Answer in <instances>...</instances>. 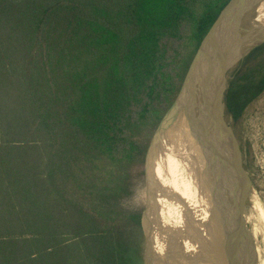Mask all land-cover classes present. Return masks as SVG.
<instances>
[{"label":"trees","instance_id":"trees-1","mask_svg":"<svg viewBox=\"0 0 264 264\" xmlns=\"http://www.w3.org/2000/svg\"><path fill=\"white\" fill-rule=\"evenodd\" d=\"M230 1L0 0V264H144L129 170ZM242 68L235 120L264 45Z\"/></svg>","mask_w":264,"mask_h":264},{"label":"bare ground","instance_id":"bare-ground-1","mask_svg":"<svg viewBox=\"0 0 264 264\" xmlns=\"http://www.w3.org/2000/svg\"><path fill=\"white\" fill-rule=\"evenodd\" d=\"M257 39V41L264 40V31L259 33ZM250 43L252 44V41ZM203 89V82L199 77L196 84V95L193 96V114H189L187 110L181 108L176 114V121L170 118L164 132L162 134L159 133L160 135L158 134L156 137L149 155V169L153 173L150 188L156 189V200L161 201L160 203L158 202L160 207L156 202L151 204L155 199L150 201L148 218H146L150 234V264H157L156 255L162 251L169 255L166 256L168 261L162 260L160 264H231L227 259V243H224L228 234H233L236 240L234 244L230 245V250L234 257L246 261L245 264H258L259 259L261 260V254L257 246H255L254 240L260 238L264 243V206L254 199L255 202L253 201L252 209L258 214L261 227L259 224H254L253 216L250 217L249 220L251 219L253 222V227L252 231L246 235L238 217L240 210H236L238 204H236V200L241 192L239 180L237 179L238 173L235 169L236 166L232 162L234 154L228 143H225L228 141L225 140L223 142L213 137L210 142L205 143L204 160L199 164L198 159L196 160L195 157L192 162L193 166L188 169L189 174L185 166L187 164L185 153L182 152V154L178 155L177 151H175L177 146H187L190 143L188 140H190V137L193 138V135L199 139L197 144L200 145L201 139L199 135L201 130L199 122L203 117V100L201 98ZM213 132H215L213 136H217L215 129ZM223 143L227 144L228 149ZM223 147L224 150L222 149ZM226 153L230 155L228 158ZM165 170L167 171L165 172L166 187L163 189L162 174ZM231 171H233V174L230 173ZM230 174L232 177L229 176ZM188 175L196 185V195L194 196H196L198 202L204 204V207L202 209L198 207L195 213L193 225L190 226L193 234L188 229V234L185 232L187 237L185 234L183 235L182 243L184 242L186 245L179 242L177 229L174 228L175 220L173 217H178V220L182 218L183 214L179 207V197L186 186H193L191 181L188 180V178L190 179ZM209 175H212L213 178L207 177ZM225 177L229 180L225 179ZM251 189L252 187L246 194V204L249 202ZM165 192L168 194L165 195ZM202 204L201 206H203ZM173 210H175V213H173ZM208 224H210V227L214 226L213 228L218 229L219 232H217L219 234L214 233L212 228L207 235ZM249 237L252 243L249 242ZM199 242L201 243L199 244ZM216 242L221 244V251H219L218 246H214ZM157 261L159 260L157 259ZM261 262L264 264L263 260Z\"/></svg>","mask_w":264,"mask_h":264},{"label":"rangeland","instance_id":"rangeland-1","mask_svg":"<svg viewBox=\"0 0 264 264\" xmlns=\"http://www.w3.org/2000/svg\"><path fill=\"white\" fill-rule=\"evenodd\" d=\"M260 22H262V23H260ZM249 25H250V29H248L249 31L246 33V35L249 38L248 42L252 41V44L250 45L252 47L253 45L257 44L256 41L258 40L257 36L259 35V33H262L264 31V1L260 6L257 7L256 11L251 16V20L249 22ZM259 41H258V43H260L259 45H264V41L263 42H259ZM243 62H244V60H242L239 64H237L227 74L229 86H230L231 81H233L235 79L238 72L243 70V68H242ZM257 63L258 62L253 63L251 65V67H254ZM244 71H245V69H244ZM180 90H181V88H180ZM227 92H228V90H227ZM227 92H226V95H227ZM179 93H180V91H179ZM179 93H178V95H179ZM178 95H177V97H178ZM226 95H225V97H226ZM177 97H176V99H177ZM204 107H205V105L203 102L202 103L203 117L199 122L200 123L199 127L201 130L200 135H199V138L201 139L200 145L197 144V141H199V139H197L196 136L193 135V138L190 137V140L192 142L190 140H188V142H190L189 143L190 145L188 144L187 146H184V147L183 146L182 147L177 146V149L175 150V151H177L178 155L182 154V152L185 153L184 154V155H186L185 160L187 161V164L185 166H186L187 170L193 166L192 162H193L195 157H196V160L198 159L199 164L202 163V161L204 160V155H205V145H206L205 143L210 142V139L213 137L217 138V136H218L217 134L219 133L218 129H216L212 125V122L207 120V112L205 111ZM225 120L227 122V125L233 131V134L235 136L236 143H237V146L239 149V153L241 156V165L243 166V169L246 172V174H247V176L251 182V185H252V189H251V192L249 194V197H250L249 202L246 204L245 211L243 212V216H242V220H243V223L245 225V231L250 232V231H252V227H253V224H252L253 222L251 221V219L249 220L250 217L253 216L252 218H254V220H255L254 224H257V225L259 224V226H260V222L258 220L259 219L258 214H256V212L252 209L253 201L255 202V200H256L264 206V92L246 108V110L244 111V113L240 119L235 120L233 118V116H231V115L228 116L226 114ZM211 125H212V127H211ZM157 128L154 131V133L151 137V140L149 142L148 154L146 156V159H144L143 161H140L138 164L131 167L129 170V180H128V187H127L128 192L125 196H123V199L121 200V203H120L121 208L124 209L125 211L131 212L134 214H140L142 217V228L143 229H142V240L141 241L143 244L142 249H143V255H144V264L146 262V256L148 255L147 243L148 244L150 243L148 221L146 219V218H148V215H147L148 210H149L148 208L150 205V201L152 199H155V201H152L151 204L156 202L159 207H160L159 203L161 202L160 200L159 201L156 200V198H157V196L155 195L157 193L156 189L152 188V187L150 188V184L152 183L151 181L153 180V173L149 169V164H150L149 163V155H150V152L152 149V144L154 141L155 134L157 132ZM214 129L216 131L217 136H213V134L215 133V132H213ZM221 136H222V134H221ZM226 141H229V139L228 140L226 139ZM174 155H175V153H174ZM165 172H167V171L165 170L164 173L162 174L163 175V177H162V179H163L162 188L163 189H165V187H166V180H165L166 179V173ZM230 173L233 174V171H231ZM188 174H189V170H188ZM229 176L232 177L231 174ZM207 177L213 178L212 175H209ZM225 179H228V178L225 177ZM188 180L191 181L193 186H191V187L186 186L184 191L182 192V194L179 197V207L181 208V212L183 214L182 218H181V220H178V217H173L175 220V224H174L175 227L174 228L177 229L178 239H179V242H181V244H186L184 242L182 243L183 235L184 234L186 235L185 232H187V234H188V229H189L190 232L192 233L190 226L193 225L192 222L194 221L195 213L197 212L198 207H201L200 209H202L204 207V204H202V202H198V200L196 199V196H194V195H196V189H195L196 185H195L193 179L190 177V179L188 178ZM163 189H162V191H163ZM252 191H253V194H252ZM165 193H166L165 195L168 194L167 192H165ZM252 195H253V197H252ZM192 200H194V201L196 200V201L194 202ZM193 202L197 203V204H194ZM201 204L203 206H201ZM174 211L175 210H173V213H175ZM185 214H186V216H185ZM220 225L223 227L222 224H220ZM213 227L214 226L210 227V224L207 225V235L209 234V231ZM186 228H187V230L185 231ZM214 229L215 228L212 229V231L214 233L219 232L218 229H215V231H214ZM204 234H205V232H204ZM186 237H187V235H186ZM174 239H176V238L174 237ZM200 243L201 242H199V244ZM208 243H210V242H208ZM254 243H255V246H257V248L260 251L261 260L264 261V243L262 242V240L260 238L254 240ZM214 246L215 247L218 246L219 247L218 249H220L219 251L222 250L221 244L219 242H216ZM168 255L169 254H166V252H164V251L160 252V254H157L156 259L159 260L158 264H160L162 262V260L168 261L167 257H166ZM181 257H183V256H181ZM261 260L259 259L258 264H263V262H261ZM225 264H227V263H225Z\"/></svg>","mask_w":264,"mask_h":264},{"label":"water","instance_id":"water-1","mask_svg":"<svg viewBox=\"0 0 264 264\" xmlns=\"http://www.w3.org/2000/svg\"><path fill=\"white\" fill-rule=\"evenodd\" d=\"M263 1L264 0H231L223 9L196 53L186 74L180 93L159 123L153 141L154 144L158 134L164 132L170 118L176 121V114L181 108L187 110L189 114H193V96L196 95L197 79L200 77L204 86L201 98L205 105L204 109L207 112V120L212 122V125L218 129L219 133L217 134V139L223 142L229 139V141L225 143H228V146L234 154L232 162L235 164L236 168H233H235L238 173L237 179L239 180L241 192L236 200V204L238 203L236 210H240L238 217L240 225L244 230L245 225L242 216L246 206V194L250 191L252 185L241 165V156L233 131L225 120V95L229 89L227 78L229 71L242 60H245L255 48L261 46L257 41V44L251 47L246 33L249 31L248 29H250L249 22L251 16ZM263 41L264 40H260L259 42ZM225 143L223 144L225 145ZM225 146L228 149L227 144ZM222 149L224 150V147ZM223 153L225 154V152ZM226 155L227 158L230 156L227 153ZM245 232L246 235L249 234L248 231ZM235 241L233 234H228L224 240V243H227V259L231 264H245L246 261L242 259L241 261L237 257L235 258L234 254L231 253L230 245L234 244ZM249 242L252 243L250 237ZM149 244L147 243L148 255L146 256L145 264H150L151 262ZM156 263H159L157 259Z\"/></svg>","mask_w":264,"mask_h":264},{"label":"flooded vegetation","instance_id":"flooded-vegetation-1","mask_svg":"<svg viewBox=\"0 0 264 264\" xmlns=\"http://www.w3.org/2000/svg\"><path fill=\"white\" fill-rule=\"evenodd\" d=\"M225 104H226V103H225ZM226 114H227L228 116L230 115V114H228V112H227V106H226ZM226 114H225V115H226Z\"/></svg>","mask_w":264,"mask_h":264}]
</instances>
